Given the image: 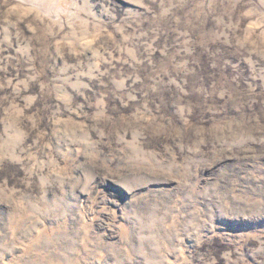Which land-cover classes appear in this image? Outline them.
Here are the masks:
<instances>
[{"label":"clouds","instance_id":"9594fccd","mask_svg":"<svg viewBox=\"0 0 264 264\" xmlns=\"http://www.w3.org/2000/svg\"><path fill=\"white\" fill-rule=\"evenodd\" d=\"M135 2L139 9L121 20L91 0H0V264L105 256L170 264L169 254L192 264L165 243L180 239L165 222L174 205L137 216L114 249H102L90 222H74L65 186L87 192L91 204L104 198L97 184L112 178L147 187L175 175L196 191L188 180L197 169L249 142L264 146L254 116L221 126L214 119L226 106L264 104V0ZM233 59L231 79L210 84L207 73ZM208 113L212 126L201 132ZM244 180L248 205L264 208V174L244 172ZM46 191L55 198L45 200Z\"/></svg>","mask_w":264,"mask_h":264},{"label":"rangeland","instance_id":"374dc122","mask_svg":"<svg viewBox=\"0 0 264 264\" xmlns=\"http://www.w3.org/2000/svg\"><path fill=\"white\" fill-rule=\"evenodd\" d=\"M90 7L101 12L108 8L122 20L139 9V4L135 0H91ZM100 18L105 19L103 15ZM237 63L234 59L229 60L209 71L208 82L231 79L233 69L229 65ZM239 70L245 72L243 67ZM244 87L247 85H241V88ZM249 105L236 103L226 106L224 112L215 114L214 119L221 126L224 119L231 123L254 116L264 125V120L260 119L264 104L257 99L250 100ZM209 117H213V113L206 115V122L199 127L201 132L212 126ZM179 124L180 121H177ZM257 135L260 133H253L254 137ZM190 147H195L194 143ZM199 147L204 149V145ZM261 152H264V146L249 142L246 151L237 152L236 155L229 153L216 164L197 169L188 180V184L195 182L196 191H189L187 185L181 187L175 175L147 187L141 184L123 185L117 178H112L97 184L95 191L102 193L104 198L97 197L95 204H91L87 192L71 186H65L64 198L68 210H74L75 223L78 224L81 218L90 222V234L98 238L102 249H114L121 236L136 228L139 223L137 216L161 215L159 206L171 204L174 207L165 222L175 225L180 239L173 237L172 241L165 243L169 247H179L186 257H194L192 264H211L212 261L215 264H264V208L248 205L251 194L249 184L244 180V172L264 174V155ZM0 198H3V193H0ZM54 198V192L44 193L45 200ZM0 209L7 210V205L0 204ZM69 222L73 221L65 218V223ZM44 226L53 227L55 223L46 219ZM136 243H139L138 239ZM168 260L170 264H176L174 254H169ZM97 264H113V261L105 256Z\"/></svg>","mask_w":264,"mask_h":264}]
</instances>
